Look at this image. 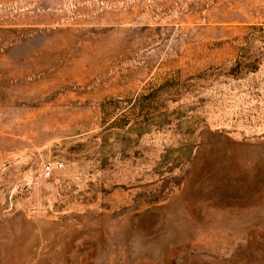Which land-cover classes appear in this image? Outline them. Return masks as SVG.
I'll list each match as a JSON object with an SVG mask.
<instances>
[{
  "label": "rangeland",
  "instance_id": "1",
  "mask_svg": "<svg viewBox=\"0 0 264 264\" xmlns=\"http://www.w3.org/2000/svg\"><path fill=\"white\" fill-rule=\"evenodd\" d=\"M0 264H264V0H0Z\"/></svg>",
  "mask_w": 264,
  "mask_h": 264
},
{
  "label": "built area",
  "instance_id": "2",
  "mask_svg": "<svg viewBox=\"0 0 264 264\" xmlns=\"http://www.w3.org/2000/svg\"><path fill=\"white\" fill-rule=\"evenodd\" d=\"M62 166L61 162H54L53 164L51 163H45L42 167H41V175L43 177H49L52 171V168H60Z\"/></svg>",
  "mask_w": 264,
  "mask_h": 264
}]
</instances>
